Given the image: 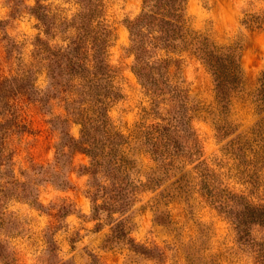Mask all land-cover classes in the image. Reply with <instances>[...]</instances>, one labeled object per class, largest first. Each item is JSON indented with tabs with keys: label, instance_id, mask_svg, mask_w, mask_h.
Returning a JSON list of instances; mask_svg holds the SVG:
<instances>
[{
	"label": "rangeland",
	"instance_id": "1",
	"mask_svg": "<svg viewBox=\"0 0 264 264\" xmlns=\"http://www.w3.org/2000/svg\"><path fill=\"white\" fill-rule=\"evenodd\" d=\"M38 1L57 19L73 18L81 8L77 0ZM84 4L86 14L98 10L112 31L111 84L121 97L112 102L109 116L129 137L136 125L157 121L143 115L149 100L128 51L127 22L140 13L143 0ZM36 5L37 0H0V264H258L254 241H263L264 229L252 226L246 242L239 240L230 220L206 201L201 186L206 174L210 188L264 207V0L187 2L191 30L217 46L238 48L243 88L233 94L227 112H221L211 72L189 51L173 55L179 61L170 69L172 81L188 89L198 104L191 120L190 150L195 155L155 191H140L125 214L139 251L122 241L112 245V225L92 217L88 177L81 171L89 162L84 153H73V168L67 173L71 184L65 189L42 180L38 167L31 169L53 164L62 135L78 138L81 129L49 89L44 65L48 53L39 54L38 48V38L49 37L35 14ZM70 32L76 33L71 27ZM58 42L51 39V45ZM22 77L29 79L19 81ZM131 147L129 155L145 181L155 162L140 143ZM29 174L35 176L33 202L19 199L16 187L7 185L31 180ZM180 176L184 178L175 183Z\"/></svg>",
	"mask_w": 264,
	"mask_h": 264
},
{
	"label": "trees",
	"instance_id": "2",
	"mask_svg": "<svg viewBox=\"0 0 264 264\" xmlns=\"http://www.w3.org/2000/svg\"><path fill=\"white\" fill-rule=\"evenodd\" d=\"M85 1H76L81 8L73 18L57 19L37 0L35 14L49 37L47 40L38 38L39 54L48 53V62L44 65L49 89L57 94L81 129L78 138L67 132L62 135L53 164L33 165L31 169L38 167L42 180L65 189L71 184L67 173L73 168V153H84L89 162L81 166V171L88 177L92 217L112 225L108 239L112 245L122 241L139 251L137 243L129 236L130 226L125 214L140 191H155L164 181L182 172L195 155L190 150L194 134L191 120L198 104L191 100L188 89L177 80L172 81L170 69L179 61L173 55L189 51L204 64L214 78L217 104L221 112L226 113L233 94L243 88L240 52L233 45L217 46L191 30L187 25L188 0H143L140 13L127 22L128 51L135 57L132 70L149 100L143 115L157 121L136 125L128 137L116 128L109 116L112 102L121 97L120 90L111 84L113 69L108 62V48L112 31L97 15L98 10H94L95 14H86ZM249 21L244 20L247 24ZM70 27L75 34L70 32ZM54 38L59 42L51 45ZM133 142L140 143L155 162L145 181L139 176L133 154L129 155ZM200 164L196 168H200ZM8 171L11 175L10 169ZM202 175L201 188L206 201L230 220L239 240L246 242L245 235L252 226L264 229V207L250 204L241 195L231 197L219 188H210L206 174ZM29 176L31 180L8 181L7 185L16 187L19 199L33 202L36 194L31 181L35 176ZM183 178L180 176L175 183ZM254 245L257 263L264 264V239L260 243L254 241Z\"/></svg>",
	"mask_w": 264,
	"mask_h": 264
}]
</instances>
